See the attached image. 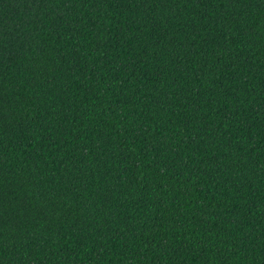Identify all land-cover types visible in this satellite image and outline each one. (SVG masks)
<instances>
[{
  "label": "trees",
  "instance_id": "1",
  "mask_svg": "<svg viewBox=\"0 0 264 264\" xmlns=\"http://www.w3.org/2000/svg\"><path fill=\"white\" fill-rule=\"evenodd\" d=\"M0 264H264V0H0Z\"/></svg>",
  "mask_w": 264,
  "mask_h": 264
}]
</instances>
